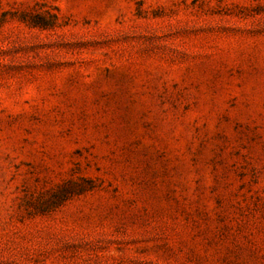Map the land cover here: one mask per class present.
<instances>
[{
    "label": "rangeland",
    "instance_id": "obj_1",
    "mask_svg": "<svg viewBox=\"0 0 264 264\" xmlns=\"http://www.w3.org/2000/svg\"><path fill=\"white\" fill-rule=\"evenodd\" d=\"M0 264H264V0H0Z\"/></svg>",
    "mask_w": 264,
    "mask_h": 264
}]
</instances>
